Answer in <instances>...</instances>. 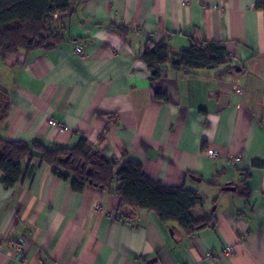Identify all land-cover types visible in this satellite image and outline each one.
<instances>
[{
    "label": "crops",
    "instance_id": "0c3cea01",
    "mask_svg": "<svg viewBox=\"0 0 264 264\" xmlns=\"http://www.w3.org/2000/svg\"><path fill=\"white\" fill-rule=\"evenodd\" d=\"M257 1L68 0L75 10L59 16L64 42L0 60V89L10 101L2 138L65 147L85 139L118 164L125 154L153 181L196 190L213 216L186 235L146 210L119 215L117 196L91 186L73 192L50 166L25 161L11 188L0 171V264H264V11L255 10ZM110 23L124 25L126 37ZM187 35L223 43L230 62L194 74L165 69L152 81L139 59L145 40L178 51L188 47ZM242 180L246 195L235 192Z\"/></svg>",
    "mask_w": 264,
    "mask_h": 264
},
{
    "label": "trees",
    "instance_id": "16d2710c",
    "mask_svg": "<svg viewBox=\"0 0 264 264\" xmlns=\"http://www.w3.org/2000/svg\"><path fill=\"white\" fill-rule=\"evenodd\" d=\"M254 8L264 11V0L257 1ZM74 10L68 0H0V60L17 51L28 54L54 49L66 40L59 16ZM108 28L123 38L128 32L121 24L110 23ZM186 39L188 47L178 51L171 50L162 41L145 40L139 59L147 66L152 81L160 79L165 69L194 74L230 62L223 43L201 41L190 35ZM156 97L167 99L164 93H157ZM9 112V98L0 89V126ZM101 140L99 136L97 143ZM123 158L125 160L118 164L105 156L97 144L93 146L85 139H80L73 147H65L0 136V171L6 189L22 180L25 161L36 159L50 166L54 176L69 182L73 192L80 193L85 186H91L117 196L119 215L129 210H146L162 225H175L186 235L212 223L213 216L204 212V198L196 190L162 185L148 178L139 163L127 159L125 154ZM246 187L242 180L235 192L246 195Z\"/></svg>",
    "mask_w": 264,
    "mask_h": 264
},
{
    "label": "built area",
    "instance_id": "2783aa9c",
    "mask_svg": "<svg viewBox=\"0 0 264 264\" xmlns=\"http://www.w3.org/2000/svg\"><path fill=\"white\" fill-rule=\"evenodd\" d=\"M75 51L77 52V53H79V54H82L83 53V51H82V49L81 48H79V47H76V49H75ZM233 90L235 91V92H237V93H239V94H241V88L239 87V86H237V85H234L233 87ZM49 123L51 124V125H57L53 120H50L49 121ZM206 153H207V155H209L210 157H217V151L216 150H214V149H207L206 150ZM17 248H18V250H20L21 249V244H18L17 245ZM22 251V250H21ZM231 251V247H227L226 248V252L227 253H229ZM19 255V254H18Z\"/></svg>",
    "mask_w": 264,
    "mask_h": 264
},
{
    "label": "rangeland",
    "instance_id": "374dc122",
    "mask_svg": "<svg viewBox=\"0 0 264 264\" xmlns=\"http://www.w3.org/2000/svg\"><path fill=\"white\" fill-rule=\"evenodd\" d=\"M79 48H81V47H79ZM81 49H82V48H81ZM82 51H83V49H82ZM217 153H218V152H217ZM217 156H218V154H217ZM17 249H18V248H17ZM21 250H22V249L18 250L16 254H19V256H23V252H22Z\"/></svg>",
    "mask_w": 264,
    "mask_h": 264
},
{
    "label": "water",
    "instance_id": "95a60500",
    "mask_svg": "<svg viewBox=\"0 0 264 264\" xmlns=\"http://www.w3.org/2000/svg\"><path fill=\"white\" fill-rule=\"evenodd\" d=\"M225 189H226V190H230V191L234 190V189L231 188V187H226Z\"/></svg>",
    "mask_w": 264,
    "mask_h": 264
}]
</instances>
